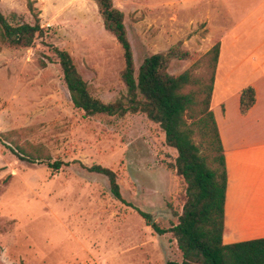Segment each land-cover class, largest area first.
<instances>
[{"label": "rangeland", "instance_id": "rangeland-1", "mask_svg": "<svg viewBox=\"0 0 264 264\" xmlns=\"http://www.w3.org/2000/svg\"><path fill=\"white\" fill-rule=\"evenodd\" d=\"M33 1L40 25L63 39L91 95L105 103L123 98L122 49L104 29L95 2ZM196 1L112 0L124 13L135 75L145 57L177 43L189 57L170 59L167 71L177 75L192 65L194 74L205 73L200 56L214 44L207 50L202 44L213 12L207 0L203 9ZM201 10L202 18L195 15ZM0 12L12 23L34 22L27 0H0ZM42 50L37 43L0 50V135L13 131L0 140V264L180 260L171 234H157L134 208L160 227L176 222L181 211L184 184L168 166L175 152L163 133L143 113L83 116L70 102L59 66H38ZM16 145L38 158H19ZM55 161L62 163L58 169ZM93 164L114 171L125 202L113 197L106 176L81 166Z\"/></svg>", "mask_w": 264, "mask_h": 264}, {"label": "trees", "instance_id": "trees-1", "mask_svg": "<svg viewBox=\"0 0 264 264\" xmlns=\"http://www.w3.org/2000/svg\"><path fill=\"white\" fill-rule=\"evenodd\" d=\"M93 1L104 29L114 36L122 49L124 66L119 78L126 87L123 98L105 103L91 95L88 83L63 48V39L49 26L40 25L33 0H27L33 23L21 18L12 23L0 12V50L4 46L27 48L37 43L43 48L37 57L38 66L45 68L49 63L59 66L70 102L83 116L143 113L160 129L164 144L175 152L168 166L184 184L181 211L175 215L176 222L168 227L150 223L157 234H171L181 253L180 260H167L166 264H264V237L233 243L222 241L227 170L223 144L211 109L219 42L200 56L205 66L204 74H194L192 65L177 75L167 71L170 59L189 57L188 51L179 49L177 43L166 53L145 57L135 75L124 13L114 6L112 0ZM11 16L14 17L15 13ZM254 102V88L244 87L239 97L241 114H246ZM12 132L1 133L0 140L8 141ZM15 148L23 160L30 162L38 158L20 145ZM61 164V161H55L51 166L58 169ZM81 166L106 176L113 197L125 202L114 171L100 164ZM134 208L144 219L151 220L149 213Z\"/></svg>", "mask_w": 264, "mask_h": 264}, {"label": "crops", "instance_id": "crops-1", "mask_svg": "<svg viewBox=\"0 0 264 264\" xmlns=\"http://www.w3.org/2000/svg\"><path fill=\"white\" fill-rule=\"evenodd\" d=\"M207 4L213 14L202 44L207 50L219 42L211 109L227 170L222 241L233 243L264 237V0ZM202 12L195 15L202 18ZM246 86L254 88L255 102L241 114Z\"/></svg>", "mask_w": 264, "mask_h": 264}, {"label": "built area", "instance_id": "built-area-1", "mask_svg": "<svg viewBox=\"0 0 264 264\" xmlns=\"http://www.w3.org/2000/svg\"><path fill=\"white\" fill-rule=\"evenodd\" d=\"M79 264H89V263L85 261V262H80Z\"/></svg>", "mask_w": 264, "mask_h": 264}, {"label": "water", "instance_id": "water-1", "mask_svg": "<svg viewBox=\"0 0 264 264\" xmlns=\"http://www.w3.org/2000/svg\"><path fill=\"white\" fill-rule=\"evenodd\" d=\"M150 223H153V220L152 219L150 220Z\"/></svg>", "mask_w": 264, "mask_h": 264}]
</instances>
